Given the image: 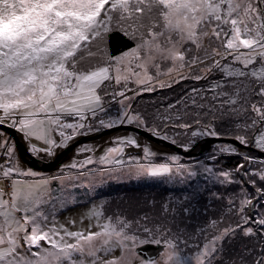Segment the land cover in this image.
Segmentation results:
<instances>
[{
    "label": "snow or ice",
    "instance_id": "obj_1",
    "mask_svg": "<svg viewBox=\"0 0 264 264\" xmlns=\"http://www.w3.org/2000/svg\"><path fill=\"white\" fill-rule=\"evenodd\" d=\"M113 34L131 46L113 51ZM188 81L208 87L184 90L151 114L133 106L142 93ZM121 127L180 152L157 162L138 133L118 135L98 157L79 146L82 160L45 176L23 166L8 131L44 160L77 137ZM208 139L222 143L205 159L190 157ZM127 148L143 156L125 160ZM105 177L210 179L223 188L214 199L229 219L212 220L190 258L179 251L187 240L149 226L147 215H107L93 203L58 224L56 204L40 210L52 182L91 192ZM0 183V264H264V0H0ZM73 206L66 199L61 210ZM77 223L85 227L73 230ZM146 245L160 251L145 255Z\"/></svg>",
    "mask_w": 264,
    "mask_h": 264
},
{
    "label": "rangeland",
    "instance_id": "obj_2",
    "mask_svg": "<svg viewBox=\"0 0 264 264\" xmlns=\"http://www.w3.org/2000/svg\"><path fill=\"white\" fill-rule=\"evenodd\" d=\"M138 132H134L132 130H124L123 132H115L110 133L108 135L99 137L97 139L91 140L89 142L82 143L78 145L70 154V156L67 158V160L62 164H69L71 163L72 159L75 157L78 160H82L84 158L83 155L76 157V150L81 145H88L90 147H93L95 150L94 157H98L103 153L104 148L111 146L108 141L115 138L118 135H124V134H137ZM10 135V134H9ZM11 136V135H10ZM82 137V136H80ZM77 137L76 139L80 138ZM138 138L141 141L142 144H149L153 148V151L157 152L160 160L157 162H162L163 158L171 153H178L177 151H174L172 149H169L168 147L161 144V142H158L157 140L149 139L140 133H138ZM35 142V141H34ZM222 143V142H220ZM218 143V144H220ZM218 144H215L213 146H216ZM207 148L203 153L198 155H193L190 157H194L197 159H205L208 154L212 151V147ZM64 150V149H63ZM60 150L59 152L63 151ZM18 151V149H17ZM19 152V151H18ZM58 152V153H59ZM19 154V153H18ZM92 154V153H89ZM88 155V154H85ZM143 156V153L140 149L135 148H127L125 149V155L123 156V159L127 160L128 156ZM20 157V154H19ZM57 157V156H56ZM49 159V160H55V158ZM190 157H185V159H188ZM21 162L25 168H32L28 163L23 161V159L20 157ZM223 163V162H222ZM61 165V166H62ZM61 166L57 168L56 170L51 171L53 175L60 172ZM209 166H213V163L209 161ZM216 167H219L220 165H215ZM34 171L38 173L44 174L45 171L37 170L32 168ZM58 170V171H57ZM57 171V173H55ZM55 173V174H54ZM66 175H75L74 172H71L69 170H65ZM46 176V175H45ZM158 182L159 186L163 187L166 185L171 186L174 190H177L180 187L191 189L193 190L194 194L196 192H211V195L214 196V194H219L223 192V188H221L219 185L213 184V182L209 179L205 181L203 177L198 178L195 181H192L191 183H169L166 180L160 181V179H135V178H128L124 177L122 179L116 180V179H109L105 177L103 184H98L94 191H88L87 188L83 187H73L69 182L65 181L63 186H61L60 182H52L58 184L57 186L50 184V192L52 200L48 204H44L41 206V209L45 214H48L52 211V204H56V215H55V221L58 224L65 223L67 219L73 216H77L78 214L85 212L88 207L91 206V204H101L103 203L104 211L107 215H111L112 213H122L126 216H132L131 218H138L143 215H147L149 219L153 222H163L164 225H168V216L169 212L175 215L180 214L183 209L178 204L181 203L180 198L178 196L174 197V201L169 200V202H164L161 200H158L156 198H149L148 197V203L146 205H139L142 196L138 193H135L134 190H137L136 188L132 186H136L140 183L144 185V187H149L150 184H154L155 182ZM112 185L117 186H125L121 187V191L117 192H111L110 194H107L104 192H101V190H110ZM2 183H0V187H2ZM129 186V187H128ZM128 187V188H127ZM127 188V189H125ZM152 193V192H150ZM191 196L194 199H197L194 195L191 194ZM75 199V206L67 208V210H61V204L66 199ZM192 198V199H193ZM57 199V200H55ZM139 199V200H138ZM147 199V198H145ZM171 199V197H170ZM129 200V201H127ZM203 202L200 205H203L205 203H208V200L203 197ZM139 201V202H138ZM53 202V203H52ZM162 202V203H161ZM213 203V202H212ZM222 202H216L213 203V205L210 207V210H214L215 212L219 207H222ZM46 206V207H45ZM171 206V207H170ZM45 207V208H44ZM198 207V206H197ZM194 210V208H191ZM226 211V209H225ZM226 213V212H224ZM215 217V216H212ZM202 218V224L199 226L197 224H191V223H185L182 220H176L175 226L171 227V230H177L178 227H192V232L195 234V236L188 237V238H181V240H187V244L180 243L179 244V251L182 255L190 258H194L196 251H197V245H202L205 242V236H211L214 229L211 227V221L215 220L213 218L209 219L206 218L204 213L201 214ZM49 219L51 220L52 217L49 216ZM226 219L225 221H227ZM85 227V225L77 223V226L73 230L82 229ZM170 228V227H169ZM118 254V253H117Z\"/></svg>",
    "mask_w": 264,
    "mask_h": 264
},
{
    "label": "trees",
    "instance_id": "obj_3",
    "mask_svg": "<svg viewBox=\"0 0 264 264\" xmlns=\"http://www.w3.org/2000/svg\"><path fill=\"white\" fill-rule=\"evenodd\" d=\"M109 44L113 51H115L118 47L122 48L125 44H127L128 47L131 46L129 42L125 40L121 35L119 34H113L109 38ZM196 87V88H206L208 87L207 83H193L192 81L188 82H181L180 85H173L172 89H159L155 92H145L139 95L135 101L133 102V106L136 107L139 111L146 112L148 114L154 113L157 109H164L167 106V103H175L177 99H179L183 94L184 90H190L191 87ZM208 95H211L210 93ZM115 111V108L113 109ZM171 135V133H170ZM218 144V143H217ZM215 145V144H214ZM213 146V145H212ZM215 146L212 147V149ZM162 181V180H160ZM159 183L156 181L154 184H150L149 187H144L142 183L132 186L136 188L137 190H134L135 193H138L142 196L141 201L139 205H146L148 203V197L151 198H156L158 200L164 201V202H169V200L174 201V197L178 196L180 198V202L178 205L181 206L182 209L187 208L188 212L185 213L184 210L178 214H172L169 212L168 216V227L175 226L176 220H182L185 223H191V224H197L201 225L202 224V218L201 214L202 212L204 213L206 218H213L215 220H220L221 216L224 217V220L229 219L227 216V213L225 211V208L222 204V207H219L217 211L215 212L214 210H210V207L213 205V203L220 202L214 199V196L211 195V192H196L194 194L193 190L191 189H186L183 187L178 188L177 190H174L171 186L166 185V186H159ZM58 184H54V186H57ZM126 186V185H125ZM125 186H117V185H112L110 190H101V192L110 194L111 192H117L121 191V187ZM129 187V186H128ZM127 187V188H128ZM125 188V189H127ZM152 192V193H150ZM194 195L197 199H194L192 196ZM187 196L189 199L187 201L184 200V197ZM171 197V199H170ZM203 197L208 200V203H205L203 205H200L204 200ZM147 198V199H145ZM193 198V199H192ZM57 200V199H55ZM139 200V199H138ZM129 201V200H127ZM139 202V201H138ZM175 202V201H174ZM213 202V203H212ZM53 203V202H52ZM162 203V202H161ZM198 206V207H197ZM46 207V206H45ZM44 207V208H45ZM171 207V206H170ZM191 208H194L192 210ZM215 216V217H212ZM132 216H129L131 218ZM154 223H160L163 224V222H152L149 219V226H152ZM174 234L180 235L182 238H188L195 236V234L192 232V227H182L177 230H173ZM244 242L243 241H237L234 243L233 248H239L242 246ZM227 248L228 246L225 245ZM227 259V257H226Z\"/></svg>",
    "mask_w": 264,
    "mask_h": 264
},
{
    "label": "water",
    "instance_id": "obj_4",
    "mask_svg": "<svg viewBox=\"0 0 264 264\" xmlns=\"http://www.w3.org/2000/svg\"><path fill=\"white\" fill-rule=\"evenodd\" d=\"M124 130H132L134 132H138L141 135H143L149 139H153V140H157L158 142H161V144L168 147L169 149L180 152V150L178 148L171 145L168 141H164L163 139L156 138V137L150 135L147 131L137 130L134 127H121L119 129H114V130H110V131H102L99 134L82 136V137L76 139L74 142H71L67 149H64L63 151L59 152L57 154V157L55 158V160H49L48 158H45L44 160H39V159L33 158L29 155V153L27 152V145L21 139V136L19 133H16L15 131L10 130V129L8 131H9V134L12 136V138L16 141L17 149H18L20 157L23 159V161L28 163L34 169L49 172V171H53V170H56L57 168H59L67 160V158L70 156L72 151L78 145L85 143V142L87 143L91 140H94V139H97L99 137L108 135L110 133L123 132ZM220 142L221 141L214 140V139H208L206 141L198 142L197 146L192 150L190 156L201 154L207 148L211 147L214 144L220 143ZM141 251L145 255H155L156 252L160 251V249H156L152 245H146L141 249Z\"/></svg>",
    "mask_w": 264,
    "mask_h": 264
},
{
    "label": "crops",
    "instance_id": "obj_5",
    "mask_svg": "<svg viewBox=\"0 0 264 264\" xmlns=\"http://www.w3.org/2000/svg\"><path fill=\"white\" fill-rule=\"evenodd\" d=\"M57 171H58V170H57ZM57 171H56L55 173H57ZM55 173H54V174H55ZM44 175H46V176H52L53 173H52L51 171H49V172H46V171H45ZM55 184H56V183H55ZM51 185H54V183H51Z\"/></svg>",
    "mask_w": 264,
    "mask_h": 264
},
{
    "label": "bare ground",
    "instance_id": "obj_6",
    "mask_svg": "<svg viewBox=\"0 0 264 264\" xmlns=\"http://www.w3.org/2000/svg\"><path fill=\"white\" fill-rule=\"evenodd\" d=\"M19 153V152H18Z\"/></svg>",
    "mask_w": 264,
    "mask_h": 264
}]
</instances>
